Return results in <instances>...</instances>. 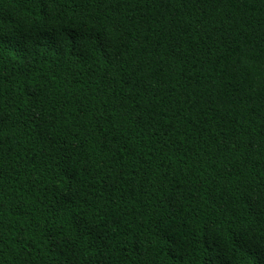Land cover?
Segmentation results:
<instances>
[{"label": "trees", "instance_id": "16d2710c", "mask_svg": "<svg viewBox=\"0 0 264 264\" xmlns=\"http://www.w3.org/2000/svg\"><path fill=\"white\" fill-rule=\"evenodd\" d=\"M0 264H264V0H0Z\"/></svg>", "mask_w": 264, "mask_h": 264}]
</instances>
